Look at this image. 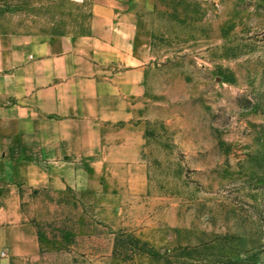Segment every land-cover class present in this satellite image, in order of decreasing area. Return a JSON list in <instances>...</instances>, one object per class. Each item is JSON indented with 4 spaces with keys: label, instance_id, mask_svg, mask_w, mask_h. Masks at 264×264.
<instances>
[{
    "label": "rangeland",
    "instance_id": "1",
    "mask_svg": "<svg viewBox=\"0 0 264 264\" xmlns=\"http://www.w3.org/2000/svg\"><path fill=\"white\" fill-rule=\"evenodd\" d=\"M153 7L147 189L30 197L41 250L14 264H264V0ZM89 19L86 0H0V32H82Z\"/></svg>",
    "mask_w": 264,
    "mask_h": 264
},
{
    "label": "crops",
    "instance_id": "2",
    "mask_svg": "<svg viewBox=\"0 0 264 264\" xmlns=\"http://www.w3.org/2000/svg\"><path fill=\"white\" fill-rule=\"evenodd\" d=\"M154 1L86 0L82 32H0V264L41 250L22 207L30 197L147 189L140 119Z\"/></svg>",
    "mask_w": 264,
    "mask_h": 264
}]
</instances>
